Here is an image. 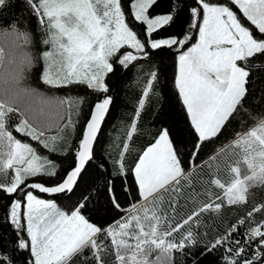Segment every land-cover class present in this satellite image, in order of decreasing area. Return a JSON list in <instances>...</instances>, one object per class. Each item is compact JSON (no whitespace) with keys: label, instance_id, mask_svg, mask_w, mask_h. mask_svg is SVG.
<instances>
[{"label":"snow or ice","instance_id":"snow-or-ice-1","mask_svg":"<svg viewBox=\"0 0 264 264\" xmlns=\"http://www.w3.org/2000/svg\"><path fill=\"white\" fill-rule=\"evenodd\" d=\"M156 2L129 0L132 20L144 26L146 39L141 40L127 22L122 0H25L44 26L41 43L45 50L38 59L33 57L23 47L30 43L29 33L16 30L15 26L13 49L6 54L0 47V192L8 196L18 190L24 193L21 198L11 200L4 222L16 230V246L30 252L28 264H175V252L183 255L186 248L198 243L193 226L199 227L202 213L219 214L223 204L244 205L250 196L257 195L251 189H264V112L254 113L245 104L253 71H264V61L255 59L264 56V0H229V3L196 0V6H191L189 11L190 27L198 28V40L186 51L183 49L192 39L187 33L183 38H153V33L174 21L179 10L174 3L172 13L152 16L150 9ZM6 4L7 0H0V8ZM230 5L239 10L260 37L242 23ZM173 46L179 53L174 88L186 113L190 134L195 138L188 153V169L184 167L182 143L173 140L169 129L163 128L134 161L131 169L136 184L134 202L122 208L109 187L111 203L124 213L111 224L98 226L82 214L87 197L65 211L52 200L34 195L32 189L48 194L74 190L87 162L93 158L94 141L112 102L106 96L91 107L90 114H85L74 159L61 182L55 186L38 182L25 184L38 175H56L57 166L30 143L16 138L13 131L36 141L48 152L66 154L64 145L68 143L69 130L74 131L76 127L72 100L42 97L26 85V73L31 72L38 60H42L38 77L46 86L81 84L94 92L107 93L105 78L114 71L113 60L127 68L132 62L147 57L148 48ZM123 49L129 50L121 52ZM150 77L142 93L145 98L149 96L156 73H150ZM138 103L137 117L145 99ZM52 106L57 110V119L46 111ZM245 116L252 121L247 128L243 127L247 123ZM13 117L17 122L10 125ZM233 118H238L240 130L234 131L226 146L203 161L214 169L211 174L216 178L201 182L210 183L222 194L211 188L203 193L193 192L191 199L199 195L207 199L199 201L196 208L177 221L172 213L179 207L183 190L192 187L202 175L200 165L196 164L199 152L206 143L218 138ZM135 131L133 121L127 132L129 141ZM123 149L114 161L121 175L125 174L123 161L129 143L125 142ZM221 157L236 158L234 164L228 165L227 182L217 176ZM166 196L170 211H165ZM261 210L264 204L254 205L246 216L251 218ZM238 223L244 224L245 220ZM237 227L234 224L227 234L205 243L204 251L224 247L223 264H257L262 258L259 251L251 258H241L246 252L245 245L258 240L257 247L264 248V221L247 229L243 244L232 239ZM177 233H181L178 240ZM154 251L159 254L151 259ZM0 264H11L3 252H0Z\"/></svg>","mask_w":264,"mask_h":264},{"label":"trees","instance_id":"trees-1","mask_svg":"<svg viewBox=\"0 0 264 264\" xmlns=\"http://www.w3.org/2000/svg\"><path fill=\"white\" fill-rule=\"evenodd\" d=\"M211 2L229 3V0H211ZM174 3L179 9L175 13L174 21L153 33V38L159 39L171 36L183 38L187 33L192 39L183 49L185 51L197 37L198 28L190 27L191 15L189 11L191 6H196V0H157L156 4L150 9V15L172 13ZM122 6L126 13L127 22L139 33L141 40L146 39L144 26L132 20L129 0H122ZM230 6L240 16L242 23L251 28L255 36L260 37L254 27L242 17L239 10L234 5ZM13 26L16 30L29 33L30 43L23 45V47L38 59L42 51L45 50V46L41 43L44 38V26L39 23L38 17L32 13V9L25 3V0H7L6 6L0 8V47L4 49L6 54L12 50L7 42L15 39L14 36L10 37V34L14 32ZM128 50L123 49L121 52ZM147 52V57L132 62L127 68L116 63L115 60L112 61L114 71L105 78L108 87L107 93L94 92L81 84H71L59 88L44 85L38 77L42 70V60H38L31 72L26 73L28 77L25 81L26 85L36 90L40 96L49 99L73 101L72 119L76 121V127L74 131L69 130L68 143L64 145L66 154L48 152L36 141L13 131L16 138L30 143L41 155L48 156L57 166L56 175L51 177L38 175L26 180L25 184L40 182L50 186L61 182L66 175L70 162L74 159L75 146L82 135L85 123V114H90L91 107L106 96L110 97L112 101L93 147V158L87 162L74 190L70 193L64 192L54 196H46L33 191L37 197L52 200L65 211H69L72 206L82 202L87 197L86 207L82 210V214L91 223L98 226L105 227L111 224L124 213L118 211L111 203L109 187L113 189L122 208H127L134 202L136 184L131 170L134 167V161L138 159V155L141 154L143 149L154 142V137L163 128L169 129L173 140L182 143V152L185 159L184 167L186 170L188 169V153L192 150L195 138L190 134L186 122V113L182 108L178 92L174 88L179 53L175 46L172 48L162 47L158 50L148 48ZM255 59L264 61V56H257ZM152 72L156 73V79L151 85L149 96L145 98L142 93L147 81L151 79L150 73ZM249 89V97L245 104L254 113L264 112V71H253ZM140 99H145V104L137 117L136 111ZM46 111L52 114L53 119L58 118L56 117L57 110L55 106L47 108ZM244 118L247 120L246 116ZM133 121L136 123V131L129 141L127 132L130 130ZM16 122L17 119L13 117L10 125H14ZM251 124L252 121L247 120L243 127L247 128ZM237 130H240L238 118H233L219 137L210 143H206L199 152L196 164L200 165L202 175L200 180L195 181L192 187L183 190V196L178 200L179 207L175 213H172L177 221L186 217L196 208L199 201L207 199L205 196L199 195L193 200L190 198L193 192L203 193L206 188H211L213 192L222 194L219 189H216L210 183L205 185L201 182L202 180L210 182L211 179L216 178L211 174L214 169L204 165L203 161L213 155L220 147L226 146L232 139L234 131ZM125 142L129 143V150L123 161L125 174L121 175L119 174V165L115 164L114 161L119 159V152L124 150L123 144ZM235 159L233 157H229L227 160L223 157L219 158L221 169L217 176L222 182H227L230 179L228 165L234 164ZM241 167L244 166L241 165ZM11 174V171H9V178ZM21 187H24V185H21ZM126 188L128 191H125ZM250 191L257 195L255 198L250 196L248 203L244 205L227 206L223 204L219 214L202 213L199 218L201 221L199 227L193 226V231L198 233V243L193 247L186 248L183 255L180 252H175V264H182V261L183 264H223L221 257L225 255V248L221 247L213 252H205L204 245L218 235L227 234L234 224L238 227L237 231L232 233V239L240 240L243 244L247 229L264 221V210L254 213L251 218L246 216L254 205L264 204V189L253 188ZM23 194L19 195L17 192L8 196L0 192V252L9 257L11 264H28L30 258L28 250H21L16 246L17 235L14 227L4 222L11 200L21 198ZM165 200V211H170L167 196ZM217 202L223 203L222 201ZM241 219L245 220L244 224L238 223ZM186 230L187 227L182 231ZM180 235L181 233H177L175 238L178 240ZM23 236L26 237V232ZM257 245L258 240L251 245H245L246 252L241 259L251 258L254 252L259 251L262 253V258L257 264H264V248H258Z\"/></svg>","mask_w":264,"mask_h":264},{"label":"rangeland","instance_id":"rangeland-1","mask_svg":"<svg viewBox=\"0 0 264 264\" xmlns=\"http://www.w3.org/2000/svg\"><path fill=\"white\" fill-rule=\"evenodd\" d=\"M200 20H202V14H201V17H200ZM11 36H14V34H10V37ZM167 38V37H166ZM197 40H198V31H197V37H196V40L189 46V47H191L193 44H195L196 42H197ZM14 40H9L7 43H8V46H11V48L13 49V46H14ZM187 50V49H186ZM185 50V51H186ZM18 192V194L20 195V194H22L21 192H19V190L17 191ZM34 194V193H33ZM24 195V194H23ZM35 195V194H34ZM38 198H40V197H38ZM41 199H44V198H41ZM45 200H47V199H45ZM58 206V205H57ZM60 208V207H59ZM62 210V209H61ZM159 253L156 251L155 253H153L152 254V256L150 257L151 259H155V257L158 255Z\"/></svg>","mask_w":264,"mask_h":264},{"label":"water","instance_id":"water-1","mask_svg":"<svg viewBox=\"0 0 264 264\" xmlns=\"http://www.w3.org/2000/svg\"><path fill=\"white\" fill-rule=\"evenodd\" d=\"M105 98V97H104ZM103 98V99H104ZM109 107H110V105H109ZM106 115H107V113L105 114V117H106ZM105 120V119H104ZM104 120H103V122H104ZM103 122H102V124H101V127H102V125H103ZM101 129V128H100ZM99 132H100V130H99ZM99 132H98V134H99ZM98 134H97V137H98ZM95 142H96V140L94 141V145H95ZM32 183H34V182H32ZM38 183H40V182H38ZM29 184H31V183H29ZM45 186H48V185H45ZM50 186H55V185H50ZM25 190L27 191L28 189L27 188H25ZM32 191H35V192H37V193H39V194H42V195H46V196H54V195H57V194H60V193H56V194H48V193H40L38 190H35V189H32ZM68 193V192H67Z\"/></svg>","mask_w":264,"mask_h":264}]
</instances>
